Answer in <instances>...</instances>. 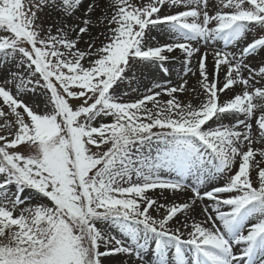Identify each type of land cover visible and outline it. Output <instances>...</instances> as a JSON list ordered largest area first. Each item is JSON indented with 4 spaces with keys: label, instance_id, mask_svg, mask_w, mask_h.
Listing matches in <instances>:
<instances>
[{
    "label": "snow or ice",
    "instance_id": "1",
    "mask_svg": "<svg viewBox=\"0 0 264 264\" xmlns=\"http://www.w3.org/2000/svg\"><path fill=\"white\" fill-rule=\"evenodd\" d=\"M0 264H264V0H0Z\"/></svg>",
    "mask_w": 264,
    "mask_h": 264
},
{
    "label": "rangeland",
    "instance_id": "2",
    "mask_svg": "<svg viewBox=\"0 0 264 264\" xmlns=\"http://www.w3.org/2000/svg\"><path fill=\"white\" fill-rule=\"evenodd\" d=\"M157 39L160 40L161 42H164V39L170 40L171 37H162L161 35L157 34ZM196 46H199V45H196ZM214 46L215 47H222V43H217ZM179 59H182V58L180 57ZM179 62H180V67L177 68L175 70V72L172 70V72L174 74V77H177V78L182 76V73H183V70H184L183 61H179ZM169 63L170 62L166 63L165 64V67H168V64ZM209 63H211V57H209ZM260 63H261V57H259V56H257V58L252 61V64L253 65H259ZM193 64L195 65V59L193 61ZM156 73H158V74H156ZM171 78L172 77L165 78L162 75L161 70L158 69V66L157 65H152L150 68L144 70L143 79H144L145 83H148L149 86H150L149 82H151V83H161L163 85H167L169 83V81H171L173 84L180 82V81H178V82H175L174 83ZM190 81H191V79H190ZM190 83L193 84V86L196 85V80H195L194 77H193V79H192V81ZM140 91L142 93L143 91H145V88L143 89L141 87L140 88ZM128 98L129 99H134L135 98V94H131ZM166 98L168 99L167 96H166ZM181 98L182 99H185V100L192 99V97L189 94H182ZM33 99H37V98L36 97H33ZM193 102L195 103L196 101H193ZM75 103H78V102H75ZM41 107H43V105H41ZM217 182H219V181H217ZM27 198H28V196L25 195V199H27Z\"/></svg>",
    "mask_w": 264,
    "mask_h": 264
},
{
    "label": "bare ground",
    "instance_id": "3",
    "mask_svg": "<svg viewBox=\"0 0 264 264\" xmlns=\"http://www.w3.org/2000/svg\"><path fill=\"white\" fill-rule=\"evenodd\" d=\"M83 46V45H82ZM180 53H179V51H177V53H174L173 55H176V56H178V57H181L182 59H177V60H173V61H170V63L168 64V68H169V72L168 73H164L162 70H161V73H162V75L165 77V78H169V77H172L171 79L173 80V82L175 83V82H178V81H181V77H174V74H173V72H172V70L175 72V70L177 69V68H179L180 67V62L179 61H183V57L181 56V55H179ZM156 74H158V73H156ZM190 79H191V81H192V79H193V77H190ZM165 80V79H164ZM176 80V81H175ZM190 81V82H191ZM191 84V83H190ZM193 85V84H192ZM143 89H144V87H142ZM144 92V91H143ZM142 92V93H143ZM161 100H167V98H166V96H162L161 98H160ZM157 194H158V192H157ZM149 195H153L152 193H149ZM165 195H167V193H165ZM169 199L171 200V197H169ZM176 199H177V201L179 202V201H181V200H184V199H186V196H184V195H177V197H176ZM206 203H207V201H206ZM199 211V210H198ZM181 219H183V217L181 216L180 217ZM199 218V217H198Z\"/></svg>",
    "mask_w": 264,
    "mask_h": 264
}]
</instances>
